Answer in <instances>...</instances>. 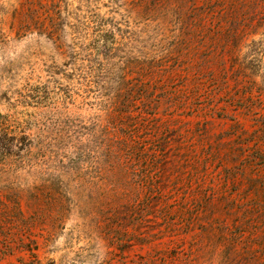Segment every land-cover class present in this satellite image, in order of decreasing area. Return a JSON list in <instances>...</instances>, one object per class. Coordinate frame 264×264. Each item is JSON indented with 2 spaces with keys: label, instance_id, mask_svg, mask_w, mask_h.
Listing matches in <instances>:
<instances>
[{
  "label": "rangeland",
  "instance_id": "1",
  "mask_svg": "<svg viewBox=\"0 0 264 264\" xmlns=\"http://www.w3.org/2000/svg\"><path fill=\"white\" fill-rule=\"evenodd\" d=\"M32 262L264 264V0H0V264Z\"/></svg>",
  "mask_w": 264,
  "mask_h": 264
},
{
  "label": "trees",
  "instance_id": "2",
  "mask_svg": "<svg viewBox=\"0 0 264 264\" xmlns=\"http://www.w3.org/2000/svg\"><path fill=\"white\" fill-rule=\"evenodd\" d=\"M132 146H133V145H130L131 149H132ZM31 264H34V262H32ZM38 264H39V263H38Z\"/></svg>",
  "mask_w": 264,
  "mask_h": 264
}]
</instances>
